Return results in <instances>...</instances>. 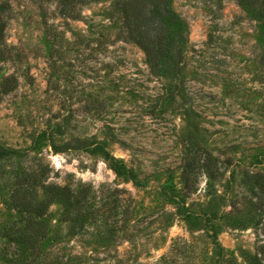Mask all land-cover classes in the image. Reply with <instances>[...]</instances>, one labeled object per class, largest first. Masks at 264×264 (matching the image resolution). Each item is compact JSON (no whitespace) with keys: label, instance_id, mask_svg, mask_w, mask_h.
Segmentation results:
<instances>
[{"label":"rangeland","instance_id":"obj_1","mask_svg":"<svg viewBox=\"0 0 264 264\" xmlns=\"http://www.w3.org/2000/svg\"><path fill=\"white\" fill-rule=\"evenodd\" d=\"M117 1L0 0V264H248L264 245L249 203L264 175L261 20L237 0H171L185 42L174 67L154 70ZM195 152L222 174L200 168L186 190ZM44 164V183L79 197L28 225L6 198L16 174ZM208 190L229 218L214 237L176 210L205 208Z\"/></svg>","mask_w":264,"mask_h":264},{"label":"trees","instance_id":"obj_2","mask_svg":"<svg viewBox=\"0 0 264 264\" xmlns=\"http://www.w3.org/2000/svg\"><path fill=\"white\" fill-rule=\"evenodd\" d=\"M65 1L66 4L71 3L72 5L75 0ZM237 1L250 15L261 20L260 42L262 44V52L260 54L261 59L264 61V0ZM116 4L128 34L145 51L150 67L154 70L160 69L165 64H167V67H174L181 54L186 33L183 20L171 7V0H119ZM65 9L66 13H71V8ZM3 25L4 22L0 18V41L3 35ZM11 82L12 77H5L1 84L2 92L10 89L9 85ZM1 151L5 150L0 149ZM217 161L218 158L216 156H211L206 152H195L194 155L183 160L180 172L183 187L186 190L191 188L196 177V171L200 170V168H203L208 178H219L222 172ZM48 170V165L44 164L37 172L20 171L15 175L14 187L11 188L9 196L6 198L7 204L16 209L21 216H24L28 225L34 221L32 217L34 214L42 215L45 213L47 205L53 199L59 198L64 203L69 204L71 199L76 201L79 197L77 192L73 193L66 186L61 187L54 183H44V177ZM252 176L255 179V183L258 184L259 190L256 193V199L249 203L252 208L259 209L264 213V175L255 172ZM35 185L44 189L45 195L43 198L36 199ZM207 195L209 198L206 201L205 208L195 210V208H182L180 204H177L176 210L181 213L186 223H188L189 229L201 228L206 224L211 229V234L208 235L214 237V233L221 227L220 221L223 219L229 221V218L224 213L217 215L218 202L223 196L210 190H208ZM216 217L218 219H214ZM36 223L38 225L39 221L36 220ZM23 230L20 241L27 243L30 241L27 233L28 229L24 228ZM217 247L219 249L218 244L213 243L211 246L212 252L218 253ZM258 251L260 255L251 253L247 256L248 264H261L260 259L264 256V245L261 244ZM221 256L222 254L218 255L215 260H212L211 256V260L206 264H223Z\"/></svg>","mask_w":264,"mask_h":264}]
</instances>
